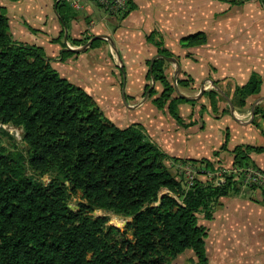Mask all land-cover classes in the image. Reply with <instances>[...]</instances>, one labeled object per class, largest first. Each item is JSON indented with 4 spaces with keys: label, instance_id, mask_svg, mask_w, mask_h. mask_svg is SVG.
<instances>
[{
    "label": "trees",
    "instance_id": "1",
    "mask_svg": "<svg viewBox=\"0 0 264 264\" xmlns=\"http://www.w3.org/2000/svg\"><path fill=\"white\" fill-rule=\"evenodd\" d=\"M53 1L62 22L74 18L65 0ZM256 1L264 6V0ZM154 36L151 32L145 39L156 54L170 57ZM61 37L60 32L57 39ZM90 37L70 42L78 45ZM99 41L93 39L89 47ZM203 41L201 33H190L179 44L187 48ZM72 53L59 54L63 59ZM164 61L158 57L150 63L146 77L159 82L161 91L155 95L150 87L147 96L177 124L187 126L190 122H182L176 105L193 100L171 96ZM189 80L177 79L176 84ZM259 84L252 73L236 87L238 105L257 93ZM203 93L215 110L218 93ZM254 113L264 118L263 110L255 108ZM4 124L21 128L25 148L21 152L0 144V264H171L184 250H190L193 264H209L206 229L197 222L198 215L209 220L218 198L255 189L242 186L231 173L193 178L185 185L168 161L186 159L165 155L136 123L114 125L89 94L57 74L41 47L12 39L0 7V126ZM251 152H264V145H235L231 165L255 168L248 158ZM199 162L212 169L207 158ZM258 190L264 203V189ZM76 191L82 200L70 209L67 204ZM97 210L130 220L120 230L107 224L106 216L95 215Z\"/></svg>",
    "mask_w": 264,
    "mask_h": 264
},
{
    "label": "crops",
    "instance_id": "2",
    "mask_svg": "<svg viewBox=\"0 0 264 264\" xmlns=\"http://www.w3.org/2000/svg\"><path fill=\"white\" fill-rule=\"evenodd\" d=\"M70 1L76 0H65L74 18L65 23L58 16L53 0H0V7L7 17L12 39L41 47L46 60L58 75L89 94L107 119L110 118L105 115L102 104L110 110L111 101L120 100L119 93L122 91L121 101L132 109L146 100L140 94L146 84L149 59L156 54V47L145 37L154 32L153 39H160L161 46L171 53L170 57H174L179 65L176 72L173 63L164 61L163 72L167 81L171 83L189 77L192 95L196 93L199 97L195 103L179 102L176 105L182 122L185 123L184 119L189 114L193 122H198L199 107L206 105L200 121L203 114L217 120L224 117L229 124L224 126L225 129L232 128V123L236 125L232 128L235 133L239 135L242 132V138L230 144L226 139L220 143L216 141L206 149L208 151L201 153L202 158H208L215 150L218 151L216 159L223 157L230 166V150L235 145H264L261 134V130L264 131V118L254 113L255 108L264 111V6L256 0H129L126 14L122 17L107 15L88 0L76 1L81 7L74 9ZM113 22L114 26L110 28ZM86 30L90 31L87 36L100 35V38H96L100 39L99 43L74 51L82 44L74 45L70 39H81ZM60 32L64 47L57 39ZM190 33H201L204 41L192 47H181L179 39ZM61 50L73 53L61 59ZM252 73L259 77V90L245 96L243 105H238L234 89L242 86ZM210 81L228 97L232 110L218 94V113L211 114L208 98L203 93L212 89ZM152 85L155 92L161 91L159 82L154 81ZM109 91L112 97L111 93L108 95ZM125 94L130 98L129 103L124 98ZM157 109L150 112L151 122H137L143 134L169 157L186 161L198 159L200 152L196 150L193 153L190 148L185 151L183 140L187 136L196 137L202 125L192 122L191 125L180 126L166 114L165 109ZM193 127L196 129L190 131ZM221 144L224 149L220 150ZM248 158L256 169L264 171V152H251ZM169 163L172 164L171 161ZM241 193L242 190L238 195L218 198L211 218L205 220L201 217L205 224L197 221L206 229L204 249L209 264L205 242L213 240L215 245L220 236L219 231L211 232L210 225H207L214 218H220V229L224 231L228 229L226 222L229 220L241 225L240 232L233 231L237 229L235 226L229 228V240L244 239L241 235L251 237L249 240L258 239L257 235L261 234L264 224L243 227L240 220L232 216L243 210L264 213L260 196L259 200L253 201Z\"/></svg>",
    "mask_w": 264,
    "mask_h": 264
},
{
    "label": "rangeland",
    "instance_id": "3",
    "mask_svg": "<svg viewBox=\"0 0 264 264\" xmlns=\"http://www.w3.org/2000/svg\"><path fill=\"white\" fill-rule=\"evenodd\" d=\"M76 1H82V0H76ZM3 9V8H2ZM103 12V11H102ZM5 13V12H4ZM73 22V21H72ZM114 23H111L109 25L110 28H113ZM90 34V31L86 30L82 33L84 38ZM84 40V39H83ZM63 41V38H60V43ZM88 40H86L84 43H86ZM82 43V45L84 44ZM99 43V42H98ZM80 45L79 47H81ZM58 74V73H57ZM187 77L186 79H188ZM190 79V78H189ZM124 84V78L123 82ZM128 80H126V84H128ZM154 83V82H153ZM172 86L176 84V82L171 81ZM190 80L187 81L186 85H180L176 84V89L186 95L189 96L193 102L195 103L199 97H197L196 93L192 95V88L189 87ZM146 88L143 89V93L141 92L140 96H144L143 99L146 98L139 106L135 108H130L128 107L124 102L121 101V94L120 92V100H112L110 103V110L106 107L105 104H102V108L105 112V115L109 117L116 126L122 127L130 123H136L137 122H148L151 118L150 112L155 111V106L151 102V98L147 96L148 89L151 87L153 88L151 84V79H148L146 77ZM129 88V86H127ZM133 88V87H132ZM130 88V89H132ZM136 86H134V89ZM133 89V90H134ZM107 93V91H106ZM111 93V94H110ZM111 95L112 97V92H108V95ZM158 93L155 92V95ZM171 96H176L175 91L173 89V92ZM128 103H129V97L127 94H125V97ZM93 99V98H92ZM220 98H217V101ZM95 102V101H94ZM107 103V102H106ZM206 104V103H205ZM227 107V104L225 105ZM206 105H200L199 107V113L198 117H201L202 110H205ZM217 108V107H216ZM212 110L211 108V114H217L218 109ZM158 110V109H157ZM168 114V113H166ZM169 116V115H168ZM200 117L198 119V122L192 121L191 115L189 114L186 119H184L185 123L190 122L189 125L193 123H197V125H202L201 129L198 131L200 132L197 134V136H187L186 139L183 140L184 144V150L187 151L190 148V151L193 153H196V150H198V159L195 161H185L180 164L179 161H173L172 164L169 163V167L171 171L179 177L183 183H185L183 174L185 172V169L188 167L191 169V176L192 178H210L213 177L212 175H215L217 172L218 167H228L229 163L227 159L225 160L223 157L222 159H216L218 152L215 155H212V152L209 154V157L207 158L209 161L212 162V169L204 168L203 163H200L199 160L202 158V154L204 150H206L208 147L211 145H214L216 141L218 143L223 142L225 140V135H226V141L228 144H230L231 141H236V139L242 138V132L235 133V131L232 129L236 125L231 124V127L229 130L225 129V125H229L226 122V119L223 117L221 119H215L213 117L207 116V114L202 115V121H200ZM171 118V117H170ZM199 123V124H198ZM196 125V127H197ZM181 126V125H180ZM188 126V125H187ZM196 127L191 128L190 131L195 130ZM200 127V126H198ZM4 130L6 131L11 137L7 135H3L0 133V144L2 146H5L6 148H12V147H17V149L21 152H23L25 146L23 141L21 140V128L20 127H14L11 124H4L0 126V131ZM228 133V135L226 134ZM234 145H232L233 147ZM208 151V150H206ZM206 153V152H204ZM203 171L204 174L201 172ZM45 180V179H44ZM243 194L241 193L242 196L250 198V200H259V191L252 189V190H245V188H242ZM257 194V195H256ZM80 197V192L76 191L69 199L68 204L70 205L71 209H75L76 203L78 201H81ZM261 203V202H260ZM95 215H103L107 217V224H111L113 226H116L118 229L123 230L125 228V224L127 221L130 220V218H123L119 215H115L111 211H103V210H97ZM220 216V214H219ZM234 219H239L240 223L243 224V227H253L256 225H262L264 224V213L258 212V213H252L249 212L248 210H243L242 212L234 213L233 215ZM198 222H202L205 224L203 219L201 218V215H198ZM236 221H227L226 226L227 230H221V222L220 218L213 219V222L207 223V225H210L211 232H214L215 230L219 231V241L217 244L214 245L213 240H206V251L208 254V259L210 264H264V226L261 230V234L257 235L258 239H251L249 240L245 235H241L242 238L241 240L238 239H233L229 240L228 234L230 233V229L232 227H236L237 229H233L234 232H240L241 231V225L236 224ZM240 227V229H239ZM239 229V230H238ZM126 235L129 237V232L127 231ZM245 239H248L246 241ZM191 256L190 250H184L181 253H178L176 257L171 261V264H193L192 261L189 260V257Z\"/></svg>",
    "mask_w": 264,
    "mask_h": 264
},
{
    "label": "built area",
    "instance_id": "4",
    "mask_svg": "<svg viewBox=\"0 0 264 264\" xmlns=\"http://www.w3.org/2000/svg\"><path fill=\"white\" fill-rule=\"evenodd\" d=\"M94 4L103 13L111 16H120L128 9L129 0H88ZM70 6L74 9L80 8L81 5L76 1H70ZM223 173H231L236 178H239L242 186H253L255 189H264V171L253 167H238L230 165L226 167H218L216 176ZM212 175V176H215ZM185 185L192 182L191 169L188 167L183 174Z\"/></svg>",
    "mask_w": 264,
    "mask_h": 264
},
{
    "label": "water",
    "instance_id": "5",
    "mask_svg": "<svg viewBox=\"0 0 264 264\" xmlns=\"http://www.w3.org/2000/svg\"><path fill=\"white\" fill-rule=\"evenodd\" d=\"M101 36L100 35H95L93 37H91L85 44H83L81 47L77 48V49H73L74 51H79V50H82L84 48H86L90 42L93 40V39H96V38H100ZM158 57H162L165 61L167 62H171L173 63L174 65V68H175V71L177 72L179 70V65H178V62L176 61V59L174 57H165V56H161L160 54H155L154 56H152L150 59H149V64L147 66V70L148 72L150 73V63L153 59L155 58H158ZM150 79H151V84H153L154 82V79L152 78V76H150ZM211 88L213 90H215L228 104V107L230 110H232V104L230 102V100L228 99V97L212 82L210 81L209 82ZM173 89L175 91V94H176V97H180V98H185V99H191L190 97L180 93L177 89H176V84L173 85ZM201 92V90H200ZM253 115V113L251 112V116ZM45 178H43L42 180H44ZM67 206L71 209L70 205L67 204ZM106 211V210H104ZM110 211V210H109Z\"/></svg>",
    "mask_w": 264,
    "mask_h": 264
}]
</instances>
